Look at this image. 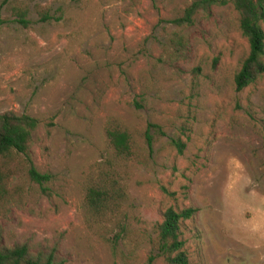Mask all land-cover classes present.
Returning a JSON list of instances; mask_svg holds the SVG:
<instances>
[{"label":"rangeland","instance_id":"rangeland-1","mask_svg":"<svg viewBox=\"0 0 264 264\" xmlns=\"http://www.w3.org/2000/svg\"><path fill=\"white\" fill-rule=\"evenodd\" d=\"M189 1L0 0V113L37 119L29 155L50 178L15 180L19 198L0 214V245L25 244L60 264H148L150 255V264H165L153 227L164 209L191 207L182 226L188 264H264V75L235 88L249 47L230 4L180 28L179 47L166 43L177 30L174 9ZM12 4L29 7L28 27L15 22ZM36 4L53 19L40 21ZM110 117L164 132L129 180L137 239L129 259L80 211Z\"/></svg>","mask_w":264,"mask_h":264},{"label":"trees","instance_id":"trees-1","mask_svg":"<svg viewBox=\"0 0 264 264\" xmlns=\"http://www.w3.org/2000/svg\"><path fill=\"white\" fill-rule=\"evenodd\" d=\"M230 4L238 15V28L248 43V53L234 74V84L241 90L264 75V0H190L174 9L170 19L177 30L166 39L170 46L183 44L180 28L193 23L198 13L209 15L214 6ZM40 21H50V8L36 4L33 8ZM15 22L28 27L29 7L12 4ZM3 20L0 19V24ZM37 119L13 111L0 113V214L19 198V184L15 180L25 176L28 181L42 184L49 175L40 173L31 161L29 151ZM164 135L161 127L147 123L145 128L123 123L110 117L103 126L104 148L100 157L90 163L81 185V215L88 228L110 244L114 253L124 259L136 250V237L127 216L128 184L134 166L148 160L155 141ZM179 153L183 143L171 140ZM196 209L168 207L160 212L161 221L153 227L150 242L165 264H188L184 250L182 226L192 219ZM154 256L148 257V264ZM0 264H60L52 254H31L25 244L14 247L0 245Z\"/></svg>","mask_w":264,"mask_h":264}]
</instances>
